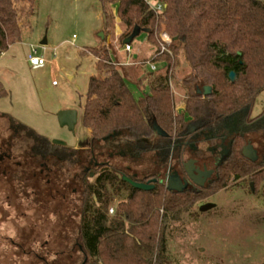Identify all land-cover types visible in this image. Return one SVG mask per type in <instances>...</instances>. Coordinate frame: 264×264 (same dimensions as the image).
Segmentation results:
<instances>
[{
  "label": "trees",
  "instance_id": "obj_1",
  "mask_svg": "<svg viewBox=\"0 0 264 264\" xmlns=\"http://www.w3.org/2000/svg\"><path fill=\"white\" fill-rule=\"evenodd\" d=\"M155 1L162 3L161 12L155 11L148 0H100L104 26L113 17L108 6L117 4V16L125 27L122 43L142 32L152 40L160 31L172 41L163 53L164 71L157 73L149 90L142 88L138 97L112 57L111 47H89L96 57L98 74L90 76L83 104L82 121L91 133L86 147L56 145L15 117L0 112L9 133L0 147L8 149L9 157L19 152L40 169L47 161L59 163L64 172L82 166L78 247L84 264H171V221L192 212L197 202L227 188L232 180L249 181L252 195H264V185L259 190L264 182V157L254 161L243 152L255 131L240 127L263 121L256 130L264 131V110L251 116L264 90V0ZM37 3L0 0L1 51L22 39L24 21L35 13ZM180 55L189 72L181 80L184 106L176 109L171 80ZM231 71L236 73L234 81L229 78ZM206 87L210 92L204 94ZM7 95L0 81V97ZM230 119L234 121L228 125ZM154 123L164 134L154 130ZM262 137L258 138L260 142ZM193 141L197 150L205 143L218 149L220 158L227 156L215 165V176L206 185L170 190L165 178L173 159L171 152H177L174 170L186 175L183 154L197 151L190 148ZM218 141L225 144L218 146ZM147 155L154 160V167L141 177L129 167L111 162L114 156ZM21 165L30 168L27 162L21 161ZM13 174L23 182V174ZM124 175L143 182L156 179L155 186L149 191L135 188L123 179ZM111 208L113 213H109Z\"/></svg>",
  "mask_w": 264,
  "mask_h": 264
},
{
  "label": "rangeland",
  "instance_id": "obj_2",
  "mask_svg": "<svg viewBox=\"0 0 264 264\" xmlns=\"http://www.w3.org/2000/svg\"><path fill=\"white\" fill-rule=\"evenodd\" d=\"M108 7L113 17L104 26L100 0H38L35 13L24 21L22 39L6 51L0 50V81L8 91L7 96L0 97V112L15 117L51 140L65 141L71 147H86L91 133L82 121L83 104L89 78L97 74L89 47L98 45L104 33V40L110 35L109 44L115 60L120 61L125 49L120 40L125 27L117 16V4ZM166 37L171 39L160 31L151 40L142 32L134 44L149 45L148 51L145 50L146 57L142 56L138 61H120V65H125L120 68L127 74L124 75L127 84L136 97L141 95L140 86L144 82L149 83L157 73L164 71L163 53L167 50L162 44L170 43L165 42ZM44 39L48 40L46 45L41 43ZM30 54L44 56L46 64L32 68L28 62ZM152 59L156 60L153 62ZM127 67L132 70L137 67L138 74L126 71ZM188 72L189 66L180 55L171 80L176 109H182L184 105L181 80ZM144 86L148 91V85ZM64 109H74L78 113L73 129L59 123L58 113ZM263 110L264 90L258 95L251 116H257ZM4 123L1 118V146L2 139L9 136ZM252 137L262 145L256 144L261 159L264 143L258 138L264 139V133L260 131ZM224 144V141H218L217 145ZM189 145L192 150H197L194 141ZM248 148L246 146L243 151L251 155L254 150ZM3 152L8 149L4 148ZM176 154L174 150L171 152L173 159L167 174L176 172L185 178L180 169L174 170ZM219 154L214 146L204 143L199 150H186L183 155L187 163L201 168L205 164L214 169L227 156L220 158ZM104 157L108 159L107 155ZM11 158L10 169H6L8 175L0 173V264H84L78 247L82 166H72L64 172L59 163L46 161L41 173L39 164L26 155L15 152ZM17 161L27 162L30 168L17 166ZM111 162L129 167L140 177L154 167L150 155L139 158L114 156ZM26 166L29 179L26 177V181L21 175L23 182L16 180L13 173L23 174ZM185 179L191 186L189 179ZM248 182L232 180L227 188L197 202L192 212L169 223L168 257L171 264H263L264 195H252ZM263 185L264 182L260 183L259 190ZM208 203L213 206L205 213L197 214L203 212L201 207Z\"/></svg>",
  "mask_w": 264,
  "mask_h": 264
},
{
  "label": "water",
  "instance_id": "obj_3",
  "mask_svg": "<svg viewBox=\"0 0 264 264\" xmlns=\"http://www.w3.org/2000/svg\"><path fill=\"white\" fill-rule=\"evenodd\" d=\"M138 34V33H135ZM135 34H133V36H135ZM133 37H130L128 39H126V42H130L132 40ZM43 45L47 44V39H44L41 42ZM129 44V43H127ZM229 78L231 81H234L236 79V73L234 71H231L229 73ZM208 92H210V87H206L204 94H207ZM77 116L78 113L76 110L74 109H64L61 110L58 113V120L60 125L62 126H68L70 129H73L74 126L77 123ZM153 128L157 133L160 134H164V132L162 131V129L156 124H153ZM52 142L56 145H61V146H66L67 143L65 141L62 140H58V139H54L52 140ZM190 168L195 169L194 164L191 163H187L186 164V171L188 172V174L191 177V180L196 183L198 186H204L205 185V181L212 176V174L214 173V171L212 169H208V168H204L203 171H201L199 168L197 169L196 173L194 175H191V172H189ZM123 179L127 182H129L132 186H134L135 188L141 189V190H145V191H149L152 190L154 188V182L156 181V179H152L151 181H147V182H143V181H136L133 180L132 178L124 175ZM167 185L168 188L170 190H175V191H183L188 187V180L187 179H182L180 177L179 174L177 173H168L167 175ZM213 206V204L208 203L205 204L201 207V211L206 212L208 211V209H210Z\"/></svg>",
  "mask_w": 264,
  "mask_h": 264
},
{
  "label": "flooded vegetation",
  "instance_id": "obj_4",
  "mask_svg": "<svg viewBox=\"0 0 264 264\" xmlns=\"http://www.w3.org/2000/svg\"><path fill=\"white\" fill-rule=\"evenodd\" d=\"M255 117V116H254ZM243 122H245L244 120L242 121V124H243ZM237 124H235L234 123V125H233V127H235ZM261 125H263V121H257V122H254L253 124H251V125H249V126H245L244 124H243V126H240V127H242V128H244L245 130L246 129H250V130H254L255 132H253V133H251L250 134V141H249V143L247 144V147H249L248 149H250V150H254V152H251L252 154L251 155H246L245 153V155L246 156H248L249 158H251L252 160H254V161H257V160H262L263 159V157H264V150H263V152H262V158L260 159V156H259V153H258V150H257V147H256V144L257 145H259V146H262L260 143H259V141H254L253 140V135H255V134H259L260 133V130H256V129H258V127H260ZM261 132L262 133H264V131H262L261 130ZM261 142H263L264 143V140L263 141H261ZM255 143V144H254ZM253 145V146H252ZM264 149V148H263ZM244 152V151H243ZM9 154L7 153V152H3V149L0 147V173H1V175H8V173H6V169L7 168H9L11 165H10V161L12 160V158L11 157H9L8 156ZM257 155V156H256ZM210 159V158H209ZM208 159V160H209ZM18 163H17V166H19L20 164H21V162L20 161H17ZM205 164H203V167L201 168L199 165H196V164H194V167H195V169H192V168H190V170H189V172H191V175H194L195 173H196V171H197V169L199 168L201 171H203L204 170V168H205ZM206 168H208V167H206ZM10 169V168H9ZM27 169V170H26ZM26 169H25V171H24V173H23V178L27 181V179H29V173H26V172H28L29 171V168L26 166ZM208 169H212L213 171L215 170V169H213V168H208ZM13 172H15V171H13ZM43 172V168H41V173ZM170 173V172H169ZM171 173H176V172H171ZM179 174V173H178ZM215 174V171H214V173L212 174V176H210L205 182L206 183H208V182H210L212 179H213V175ZM9 175H10V173H9ZM168 175V174H167ZM167 175H166V181H167ZM12 176H16V175H12ZM26 177H27V179H26ZM181 177V176H180ZM182 178V177H181ZM185 178H188L189 179V181H190V183H192V184H196V183H194L192 180H191V177H190V175L188 174V172L186 173V177ZM184 177L182 178V179H185ZM206 183H205V185H206ZM167 184V183H166ZM197 185V184H196ZM253 185V184H252ZM190 186V185H189ZM188 186V187H189ZM187 187V188H188Z\"/></svg>",
  "mask_w": 264,
  "mask_h": 264
},
{
  "label": "crops",
  "instance_id": "obj_5",
  "mask_svg": "<svg viewBox=\"0 0 264 264\" xmlns=\"http://www.w3.org/2000/svg\"><path fill=\"white\" fill-rule=\"evenodd\" d=\"M120 24H122V22H120ZM119 29H120V27H119ZM141 33H138V34H135V36H133V35H131L130 37H133L132 38V40L130 41V42H126V39L123 41V43H122V45H124V46H122V47H125V45L127 44V43H129L130 45H131V50L130 51H128V50H126V49H124V51H122V52H124V54H123V56H120V61H122V62H124V61H126V60H128V61H131V60H133V61H138L139 59H141L142 58V56H144V57H146V52H145V50L146 51H148V44H146V45H143V44H140V43H137V44H134V42H135V39H136V37L137 36H139ZM130 37H128V38H130ZM127 38V39H128ZM147 39H148V37H147ZM47 42H48V40H47ZM110 35L108 36V38L106 39V40H104V33H103V35H102V39H101V42L98 44V45H102V44H105V45H107V46H110ZM135 46H134V45ZM118 51V50H117ZM119 52H121V51H118V53ZM145 52V53H144ZM89 55H91V56H93L94 58H95V66H96V57L93 55V54H91L90 52H89ZM30 56V55H29ZM136 56V57H135ZM118 61V67H119V69L121 70V68H120V66H125V65H120V61L119 60H117ZM29 62V61H28ZM29 64H30V62H29ZM32 67V66H31ZM33 68V67H32ZM152 68V67H151ZM133 70H135V71H133ZM132 70V68H126V71H132L133 73H136V75L138 74V68L137 67H134V69ZM122 71V70H121ZM140 72V71H139ZM97 74H98V71H97ZM97 74H95V75H97ZM124 75H127L126 73L124 74ZM131 75V74H130ZM142 79V78H141ZM145 80H149V79H145ZM149 81H151V79L149 80ZM145 83V82H144ZM143 83V85L142 86H140V87H142V88H144L145 89V84H147L148 86H149V83H145L144 84ZM56 84V83H55ZM54 84V81H53V85H55ZM184 106V105H183ZM233 119H230L229 121H228V125H231V124H233ZM78 148V147H77Z\"/></svg>",
  "mask_w": 264,
  "mask_h": 264
},
{
  "label": "built area",
  "instance_id": "obj_6",
  "mask_svg": "<svg viewBox=\"0 0 264 264\" xmlns=\"http://www.w3.org/2000/svg\"><path fill=\"white\" fill-rule=\"evenodd\" d=\"M149 1V4H150V6L155 10V11H157V12H161L162 10H163V5H162V3H159V2H157V1H155V0H148ZM167 39V41H165L166 43L167 42H170L171 43V39L169 38V37H166ZM169 43V44H170ZM168 44H165V43H163L162 44V47H163V49L164 50H167V46ZM131 45L130 44H126L125 45V49L126 50H128V51H130L131 50ZM35 52H36V49H35ZM164 52V51H163ZM29 62H30V65L33 67V68H35V69H37V68H41V67H43L45 64H46V59H45V57L44 56H40V55H36V54H30V56H29ZM152 69H155V66H153L152 65ZM56 82L54 81V84H55ZM110 212L112 213V212H114V209L113 208H111L110 209Z\"/></svg>",
  "mask_w": 264,
  "mask_h": 264
}]
</instances>
